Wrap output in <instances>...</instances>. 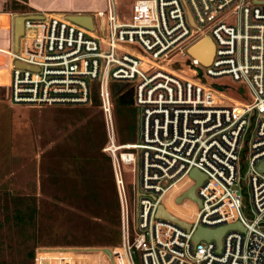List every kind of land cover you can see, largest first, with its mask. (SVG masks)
Segmentation results:
<instances>
[{"label":"built area","instance_id":"2783aa9c","mask_svg":"<svg viewBox=\"0 0 264 264\" xmlns=\"http://www.w3.org/2000/svg\"><path fill=\"white\" fill-rule=\"evenodd\" d=\"M105 1L91 28L63 14L21 13L17 47L12 40L0 49L13 105L97 97L102 150L115 171L119 243L39 247L33 264H264V0H133L129 18L116 0ZM205 38L213 45L208 62L190 52ZM113 82L131 90L133 140L117 142ZM193 169L203 175L199 202L177 201L195 184ZM168 202L194 204L184 206L190 218ZM161 205L188 227L160 215ZM198 227H225L220 245L194 241Z\"/></svg>","mask_w":264,"mask_h":264},{"label":"rangeland","instance_id":"374dc122","mask_svg":"<svg viewBox=\"0 0 264 264\" xmlns=\"http://www.w3.org/2000/svg\"><path fill=\"white\" fill-rule=\"evenodd\" d=\"M11 1L8 4L16 11L30 12L21 0ZM132 1L116 0L118 13L129 18ZM79 21L91 26L88 18ZM6 23L1 15V51L9 48L13 38V24L8 31ZM9 82H0V264H33L36 249L44 246L117 245L119 236L113 233L120 230V220L114 223L115 171L111 157L102 150L107 140L97 97L86 105H13L7 99ZM228 89L235 91L234 87ZM111 90L117 142L133 140L135 109L121 107L123 97H118L123 90L131 97V90L124 82H113ZM236 96L247 98L245 92ZM126 118L133 120L130 136L121 130ZM120 164L124 171L125 164ZM123 175L131 193L128 177ZM17 197L36 207L33 222L16 221ZM184 203L174 209L169 202L166 206L172 213L190 218V210L184 206L192 209L194 204Z\"/></svg>","mask_w":264,"mask_h":264},{"label":"crops","instance_id":"0c3cea01","mask_svg":"<svg viewBox=\"0 0 264 264\" xmlns=\"http://www.w3.org/2000/svg\"><path fill=\"white\" fill-rule=\"evenodd\" d=\"M11 0H0V16L3 15L6 18V24L8 31L13 24L15 14H21L17 9L9 6ZM9 3V4H8ZM22 5L26 10L30 12H46L52 14H79V15H92L97 10L103 9L106 5L105 0H21ZM23 12V11H22ZM27 12V11H26ZM22 18L16 19V33L18 35L22 33ZM13 40V38L11 39ZM11 41L9 40V43ZM18 43V40H17ZM5 56L0 54V61H3ZM6 78L4 71L0 68V81H4Z\"/></svg>","mask_w":264,"mask_h":264},{"label":"water","instance_id":"95a60500","mask_svg":"<svg viewBox=\"0 0 264 264\" xmlns=\"http://www.w3.org/2000/svg\"><path fill=\"white\" fill-rule=\"evenodd\" d=\"M24 17L25 16H23V15H17V16L14 17V20H13V44H14L15 48L17 47V40L19 39V36L22 34V33L19 34L18 35V39H17L16 19L17 18H22V29H23ZM67 18L69 20L73 21V22H76V23L82 24V25H85V23H82L81 21H79V19L80 18H88L90 20V25L91 26H87V25H85V26H87L88 28L92 27V18H91L90 15L69 14V15H67ZM22 32H23V30H22ZM206 40H209V39H207V38L203 39L202 41L197 43L194 47H192L191 50H190V52L192 54H194V55L203 56L204 57L203 58L204 62H208L210 60V58H211V56L209 55L210 44H211V47H212L211 55L213 53V45H212V43L209 40L210 44H208V43H206ZM263 166H264V162L261 163L259 168H262ZM191 175L195 178V181H196L195 184L192 185L188 190L183 192L180 196H178L177 199H176L177 201H181L183 197H188L190 199L198 201L194 190H195L196 185L202 180L203 175H202V173H200L196 169H193L191 171ZM158 213L160 215L165 216V217L171 218L172 220H175L180 225L188 227V224H186L185 222L177 219L176 217H174L170 213L166 212L162 205L159 207ZM235 225L239 226L238 223H236ZM239 227H241V226H239ZM224 229H225V227H220V228H217V229H206V228H203V227H198L196 232H195V234H194V241L198 240L199 238H206V239L214 238L217 241L218 245H220L221 236H222V233H223ZM106 252L110 253V250L108 248H106Z\"/></svg>","mask_w":264,"mask_h":264},{"label":"trees","instance_id":"16d2710c","mask_svg":"<svg viewBox=\"0 0 264 264\" xmlns=\"http://www.w3.org/2000/svg\"><path fill=\"white\" fill-rule=\"evenodd\" d=\"M118 97H123L119 101V105L121 107L126 108V106H130L131 97H128L127 94L124 95V93L120 94ZM132 122H133V120H130L127 118L125 119L124 124L121 128L122 133H126V132L128 133L129 131H131ZM104 139L107 140L106 135H105ZM25 199L26 198H23V197H21V198L17 197V208L15 210V219L20 224H23L24 221H28V220L33 222L35 219L36 213H37L36 207L33 204L27 203ZM114 208L117 211V213H115V222L114 223L118 224V222H119V220H118L119 219V215H118V213H119V210H118L119 202H118L117 196H116V203H115ZM113 233L115 236H117V235L120 236V231L117 229H115L113 231ZM29 256H33V252Z\"/></svg>","mask_w":264,"mask_h":264},{"label":"bare ground","instance_id":"6f19581e","mask_svg":"<svg viewBox=\"0 0 264 264\" xmlns=\"http://www.w3.org/2000/svg\"><path fill=\"white\" fill-rule=\"evenodd\" d=\"M86 25V24H85ZM88 26V25H87ZM206 43H208V44H210V42H209V40H206ZM211 52H212V47H211V44H210V52H209V55L211 56ZM209 56V57H210ZM5 64H7L6 63V57L3 59V61H0V68L2 69V71H4V74H5V76H6V78H5V80L4 81H0V82H9V75H8V69H6V67H4L5 66ZM123 157H125V155L123 156ZM172 206L174 207V208H176L177 206H179L178 204L177 205H175V204H172Z\"/></svg>","mask_w":264,"mask_h":264}]
</instances>
